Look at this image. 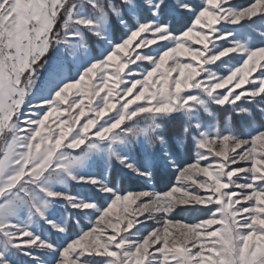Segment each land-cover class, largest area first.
I'll use <instances>...</instances> for the list:
<instances>
[{
    "label": "snow or ice",
    "instance_id": "snow-or-ice-1",
    "mask_svg": "<svg viewBox=\"0 0 264 264\" xmlns=\"http://www.w3.org/2000/svg\"><path fill=\"white\" fill-rule=\"evenodd\" d=\"M0 264H264V0H0Z\"/></svg>",
    "mask_w": 264,
    "mask_h": 264
},
{
    "label": "rangeland",
    "instance_id": "rangeland-1",
    "mask_svg": "<svg viewBox=\"0 0 264 264\" xmlns=\"http://www.w3.org/2000/svg\"><path fill=\"white\" fill-rule=\"evenodd\" d=\"M238 2L245 3L247 0H238ZM120 186L125 190H132V191H139L144 188L143 184L141 182H129L127 180L121 179L120 177H117ZM176 184V175L174 173H168L167 175H164L162 177H159L155 182L153 186H149L148 190L150 191H157V192H165L170 189L171 186ZM205 213H190V212H180L177 210V214L175 218L177 220H183L184 222H190L193 221L198 216H203ZM143 217H141L142 219ZM149 223H151L149 221Z\"/></svg>",
    "mask_w": 264,
    "mask_h": 264
}]
</instances>
